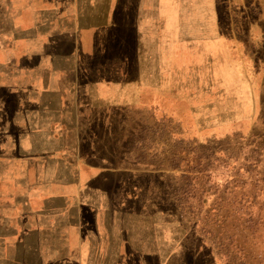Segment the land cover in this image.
Returning <instances> with one entry per match:
<instances>
[{"label": "rangeland", "instance_id": "1", "mask_svg": "<svg viewBox=\"0 0 264 264\" xmlns=\"http://www.w3.org/2000/svg\"><path fill=\"white\" fill-rule=\"evenodd\" d=\"M6 8L24 16V57L48 47L32 11L55 8L53 24L73 32L55 52L74 64L65 86L98 74L119 101L71 115L72 155L57 168L70 177L0 178V264L70 263L21 226L29 197L40 211L60 186L120 223L160 221L148 228L166 236L161 264H264V0H0ZM16 181L46 190L12 194ZM140 239L121 240L115 264H145Z\"/></svg>", "mask_w": 264, "mask_h": 264}, {"label": "crops", "instance_id": "2", "mask_svg": "<svg viewBox=\"0 0 264 264\" xmlns=\"http://www.w3.org/2000/svg\"><path fill=\"white\" fill-rule=\"evenodd\" d=\"M54 9H47L46 13L43 9L32 11L34 33H37L41 44L45 43L48 47L44 48L42 45L38 51H28L25 57L19 54L18 43L22 40L15 36L23 34V15L7 8L0 10L1 179L45 178V181L50 183L56 178L70 177L63 168L59 172L57 168L65 165L66 154L72 155L71 150L67 149L72 138L71 115L78 113V108L81 109L84 103L97 105L109 102L116 105L119 101V89L115 90V85L111 84L113 86L109 85L110 90H103L99 83L103 80L98 74L91 76V86L81 75L75 82L78 89L71 88L70 91L71 86H65L72 80V74H66V67L71 68L74 64L69 58L55 56V52L57 49L65 50V39L70 38L73 32L70 27L65 29L64 26L57 27L53 24L51 20L57 15ZM42 14H46L44 17L51 22L40 26ZM149 25L147 22V26ZM55 40L59 41L58 45ZM44 52L51 53L52 57L47 60L41 58ZM17 184L12 185L14 188L10 193L30 195L42 194L46 190V187L38 185L22 182ZM79 190L72 191L71 187L60 186L56 192H50L60 197L42 200L40 211H34L35 201L31 203L29 197L27 212L23 213L27 218L22 219L21 225L24 231L27 234L38 232L50 237L49 251L56 252L57 257H68L71 259L69 264H105L104 259L109 258L112 259V264H115L113 259L120 257L121 240H128V236L141 238L135 248L140 250L139 256L146 259L145 264H161L162 259L167 257L164 248L166 236L162 235L161 229H157L162 226L160 221L143 220V223L138 225L134 221L120 223L119 218L104 216L105 213L111 212L112 208L105 212L102 209L97 211L96 208L85 207L86 203L81 204L80 201L73 204L72 199L76 197L72 194L80 193L81 189ZM90 210L93 214L96 212L95 217L90 219L82 216L84 211ZM98 214H101V217H97ZM148 226L157 228L149 229Z\"/></svg>", "mask_w": 264, "mask_h": 264}]
</instances>
